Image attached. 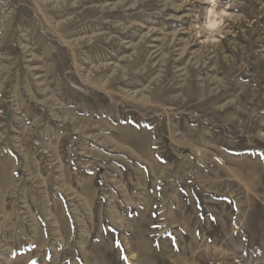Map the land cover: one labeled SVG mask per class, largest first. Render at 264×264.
<instances>
[{"label":"rangeland","instance_id":"1","mask_svg":"<svg viewBox=\"0 0 264 264\" xmlns=\"http://www.w3.org/2000/svg\"><path fill=\"white\" fill-rule=\"evenodd\" d=\"M32 260L264 264V0H0V264Z\"/></svg>","mask_w":264,"mask_h":264},{"label":"clouds","instance_id":"2","mask_svg":"<svg viewBox=\"0 0 264 264\" xmlns=\"http://www.w3.org/2000/svg\"><path fill=\"white\" fill-rule=\"evenodd\" d=\"M210 2H214V0H210ZM211 15L213 19L209 22V24H213L215 21L218 20V18L222 15H227V13L224 10H221L219 12L211 10ZM207 27V26H206ZM208 29V28H207Z\"/></svg>","mask_w":264,"mask_h":264},{"label":"snow or ice","instance_id":"3","mask_svg":"<svg viewBox=\"0 0 264 264\" xmlns=\"http://www.w3.org/2000/svg\"><path fill=\"white\" fill-rule=\"evenodd\" d=\"M209 26H210V27H213V28L216 27L215 24H211V25H209ZM116 243H117V247H119V246H120V245H119V242L117 241ZM124 258L126 259V257H124ZM29 264H38V262L35 261V260H32V261L29 262Z\"/></svg>","mask_w":264,"mask_h":264},{"label":"bare ground","instance_id":"4","mask_svg":"<svg viewBox=\"0 0 264 264\" xmlns=\"http://www.w3.org/2000/svg\"><path fill=\"white\" fill-rule=\"evenodd\" d=\"M216 2V0H214V3ZM213 9V8H212ZM214 11V10H213ZM213 18L210 19V21L212 20ZM213 24L217 25V21H215ZM211 25V24H210Z\"/></svg>","mask_w":264,"mask_h":264}]
</instances>
